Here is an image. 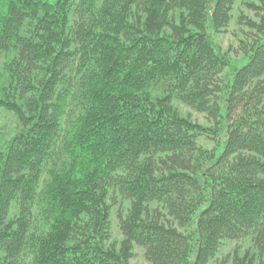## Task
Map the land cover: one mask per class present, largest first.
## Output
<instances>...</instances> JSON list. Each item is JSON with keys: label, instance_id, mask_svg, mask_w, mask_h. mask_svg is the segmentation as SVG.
I'll list each match as a JSON object with an SVG mask.
<instances>
[{"label": "trees", "instance_id": "16d2710c", "mask_svg": "<svg viewBox=\"0 0 264 264\" xmlns=\"http://www.w3.org/2000/svg\"><path fill=\"white\" fill-rule=\"evenodd\" d=\"M234 3L0 0V109L18 126L0 264H130L135 247L264 264V6L235 61L213 38Z\"/></svg>", "mask_w": 264, "mask_h": 264}, {"label": "rangeland", "instance_id": "374dc122", "mask_svg": "<svg viewBox=\"0 0 264 264\" xmlns=\"http://www.w3.org/2000/svg\"><path fill=\"white\" fill-rule=\"evenodd\" d=\"M251 6H264V0H235L231 13L232 19L229 22L228 27L222 33H216L213 35L216 44L224 53L228 55L229 59L231 60H241V45L246 44L247 40L249 39L248 33L250 34V30L243 24V21L246 19L253 21L256 20V13L251 8ZM179 111L201 125L205 126L208 123L204 118V115L194 112L189 108L180 105ZM17 129L18 126L15 117L11 113L0 109V149ZM199 144L203 147H210V144L206 142L200 141ZM121 239L122 236L118 230L115 216H113L109 243L117 245ZM233 247L234 246L226 247L222 251L223 254H221L220 257H224L226 254H228ZM130 264L150 263L145 259L143 251L140 248L135 247L133 249V257L130 260Z\"/></svg>", "mask_w": 264, "mask_h": 264}]
</instances>
